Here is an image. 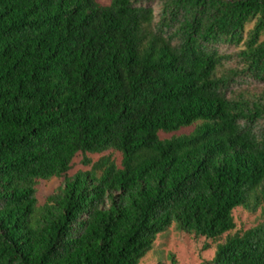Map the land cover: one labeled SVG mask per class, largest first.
Listing matches in <instances>:
<instances>
[{"label":"trees","instance_id":"1","mask_svg":"<svg viewBox=\"0 0 264 264\" xmlns=\"http://www.w3.org/2000/svg\"><path fill=\"white\" fill-rule=\"evenodd\" d=\"M237 208L264 215V0H0V264H139L172 225L264 264Z\"/></svg>","mask_w":264,"mask_h":264},{"label":"rangeland","instance_id":"2","mask_svg":"<svg viewBox=\"0 0 264 264\" xmlns=\"http://www.w3.org/2000/svg\"><path fill=\"white\" fill-rule=\"evenodd\" d=\"M97 2L108 5L111 0H96ZM154 13L158 15L160 11L159 2H155ZM193 130V127L182 129L175 135L189 134ZM174 135V134H173ZM161 139H169L172 135L160 133ZM111 155L112 159L119 165L121 156L114 151H106L103 154L88 155L92 162H96L100 157ZM82 156L76 155L72 161L71 169L68 176H73L78 171L89 170V167H85L81 164ZM63 183L62 178H52L48 181H38L35 187L37 207H41L46 202V199L52 195L58 187ZM233 217L235 222V228L229 233L234 235L238 232H244L252 227H255L258 223L264 220V215L260 210L256 213H250L242 208H237L233 211ZM227 234L223 235L217 241L205 240L201 237H196L193 234H188L178 231L174 225H172L166 232L157 236L153 249L140 261L139 264H206L211 261L216 251L218 244L224 243ZM208 244L209 248L203 250V246Z\"/></svg>","mask_w":264,"mask_h":264}]
</instances>
